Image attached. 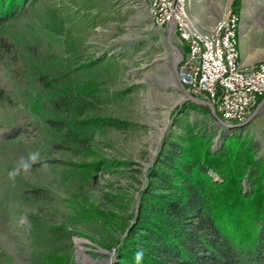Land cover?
<instances>
[{
	"label": "rangeland",
	"instance_id": "rangeland-1",
	"mask_svg": "<svg viewBox=\"0 0 264 264\" xmlns=\"http://www.w3.org/2000/svg\"><path fill=\"white\" fill-rule=\"evenodd\" d=\"M186 1L203 24L227 6L238 11L240 50L258 55L243 62L264 59V0ZM25 5L0 25L11 44L0 54V264H111L108 246L131 228L165 137L187 122L227 127L180 89L175 53L144 0ZM259 108L234 128L262 145ZM52 119L67 127L53 128ZM37 150L40 160L11 180L8 172Z\"/></svg>",
	"mask_w": 264,
	"mask_h": 264
},
{
	"label": "trees",
	"instance_id": "trees-1",
	"mask_svg": "<svg viewBox=\"0 0 264 264\" xmlns=\"http://www.w3.org/2000/svg\"><path fill=\"white\" fill-rule=\"evenodd\" d=\"M25 4L1 3L0 25ZM10 50L0 38V54ZM103 122L123 127L117 119ZM52 127L67 126L52 119ZM180 128L165 137L149 167L131 228L108 246L111 264H264V141L242 137L240 128L213 131L190 122Z\"/></svg>",
	"mask_w": 264,
	"mask_h": 264
},
{
	"label": "built area",
	"instance_id": "built-area-1",
	"mask_svg": "<svg viewBox=\"0 0 264 264\" xmlns=\"http://www.w3.org/2000/svg\"><path fill=\"white\" fill-rule=\"evenodd\" d=\"M151 23L168 26L173 21L183 57L176 81L187 92L210 102L220 121L241 124L258 101L264 99V59L247 65L240 61V15L227 6L212 28L203 31L186 0H144Z\"/></svg>",
	"mask_w": 264,
	"mask_h": 264
},
{
	"label": "water",
	"instance_id": "water-1",
	"mask_svg": "<svg viewBox=\"0 0 264 264\" xmlns=\"http://www.w3.org/2000/svg\"><path fill=\"white\" fill-rule=\"evenodd\" d=\"M168 27H167V32H166V38H167V41L169 43V45L171 47H174V49L176 50L177 52V59L173 62L172 64V67H173V70H174V73H175V77H176V71H177V64L179 63V61L181 60V58L183 57V54L182 52L180 51V49H178L174 44L173 42L171 41L170 39V33L173 29V21L170 20V22L168 23ZM178 82V81H177ZM179 84V83H178ZM180 89L183 91L184 95L187 96V99L188 100H191L197 104H204L206 105V107L209 109L213 119L218 122V123H222V125H224L225 127H227L228 129L230 128H234V127H241V126H245V124L247 123H250L251 119H253L255 117V115L257 114V112L259 111V107L261 106L262 103H264V99L261 100L260 102H258V104L255 106V109L250 113V115H248V117L244 120L243 123L241 124H232V123H225V122H222L219 120V118L216 116L215 114V110L213 109L212 105L210 104V102L206 101V100H203V99H199L193 95H191L189 92H187V90L184 89V87L182 85H179Z\"/></svg>",
	"mask_w": 264,
	"mask_h": 264
},
{
	"label": "clouds",
	"instance_id": "clouds-1",
	"mask_svg": "<svg viewBox=\"0 0 264 264\" xmlns=\"http://www.w3.org/2000/svg\"><path fill=\"white\" fill-rule=\"evenodd\" d=\"M39 160H40V153L38 150L29 153L26 159L22 157L19 164L13 167L8 172V177L14 181L16 177L21 175L22 173L27 174L29 170L31 169L32 165L37 163ZM136 258H137V261L139 262L143 258V253L138 252Z\"/></svg>",
	"mask_w": 264,
	"mask_h": 264
},
{
	"label": "crops",
	"instance_id": "crops-1",
	"mask_svg": "<svg viewBox=\"0 0 264 264\" xmlns=\"http://www.w3.org/2000/svg\"><path fill=\"white\" fill-rule=\"evenodd\" d=\"M194 15V14H193ZM194 17L195 18H197L196 17V15H194ZM216 20V18L211 22H209V24H203V23H201L200 21H198V22H196L197 20H194L197 24H198V27L201 29V30H203V31H206V30H209L210 28H212V26H213V24H214V21ZM167 27L168 26H165V27H163V28H161V30H162V35H163V38H164V40H165V43H166V45L170 48V52H174L175 53V56L173 57V59L174 60H176L177 59V52H176V50L174 49V47H171L170 45H169V43H168V41H167V38H166V32H167ZM170 39H171V41L173 42V44L178 48V49H180V51L182 52V50H181V48H180V45H179V43H178V41H177V38L175 37V35L173 34V30L171 31V33H170ZM239 51H240V61L242 62V64L244 63L243 61H245V62H249V61H252L254 58L256 59L257 57H258V55L257 56H254V57H246L245 56V54L243 53V51H241L240 50V47H239ZM182 54H183V52H182ZM174 60H173V62H174ZM257 60H259V59H257ZM256 60V61H257ZM255 61V62H256ZM244 64H253V63H244Z\"/></svg>",
	"mask_w": 264,
	"mask_h": 264
}]
</instances>
